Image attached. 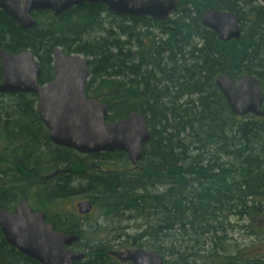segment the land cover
Here are the masks:
<instances>
[{
	"label": "trees",
	"instance_id": "1",
	"mask_svg": "<svg viewBox=\"0 0 264 264\" xmlns=\"http://www.w3.org/2000/svg\"><path fill=\"white\" fill-rule=\"evenodd\" d=\"M178 2L165 22L116 17L104 5L83 3L56 18L50 11L32 13L37 25L31 30L0 10V48L31 52L39 84L53 78L55 49L82 56L89 61L87 97L108 107L106 121L136 112L150 132L139 170L74 175L83 159L128 161L121 152L81 156L51 145L35 96L0 94V209L28 197L26 185L36 181L42 161L49 170L70 172L56 177L49 192H36L41 211L83 193L104 217L130 213L132 221H144L142 233L120 250L144 248L164 264H264L258 249L264 237L254 223L264 219V117L234 116L214 84L220 74L250 75L264 97V0ZM207 10L234 13L240 37L220 42L201 24ZM234 218L250 223L249 238H257L259 247L255 241L242 247L230 237ZM46 221L54 231L78 237L70 248L87 256L74 264H122L108 256L114 251L109 242L81 245L83 231L71 214L46 215ZM0 264L38 263L9 247L0 232Z\"/></svg>",
	"mask_w": 264,
	"mask_h": 264
},
{
	"label": "water",
	"instance_id": "2",
	"mask_svg": "<svg viewBox=\"0 0 264 264\" xmlns=\"http://www.w3.org/2000/svg\"><path fill=\"white\" fill-rule=\"evenodd\" d=\"M83 3L104 5L116 17H148L158 22L168 20L179 6L178 0H0V10L21 29L31 30L37 25L32 13L50 11L56 18ZM201 24L222 43L241 35L238 18L231 12L207 10ZM0 69V94L34 95L38 117L53 145L79 155L122 152L134 168L138 167L143 146L150 140L145 118L131 112L121 120L106 122L108 107L85 95L88 60L55 49L53 79L44 86L38 85L39 64L29 51L10 54L0 48ZM214 84L234 116L264 117V97L256 78L243 75L231 79L220 74ZM58 174L55 171L48 178ZM76 208L78 214L87 215L92 203L84 200ZM0 232L9 247L38 264H73L85 259L83 253L69 249L78 237L54 231L45 221V214L31 212L26 200L18 204L13 214L0 209ZM108 255L120 263L164 264L158 253L142 248L110 251Z\"/></svg>",
	"mask_w": 264,
	"mask_h": 264
},
{
	"label": "rangeland",
	"instance_id": "3",
	"mask_svg": "<svg viewBox=\"0 0 264 264\" xmlns=\"http://www.w3.org/2000/svg\"><path fill=\"white\" fill-rule=\"evenodd\" d=\"M82 57V56H81ZM83 58V57H82ZM1 148V147H0ZM1 150V149H0ZM52 152V147H51ZM125 157L120 159V162L125 161ZM115 162V161H113ZM83 165L79 167H74L72 169V172L74 171V175H78L77 173L85 172V173H91L92 170L97 169L98 171H107V170H130V165L128 164H122V163H112L110 160H98V159H92L82 160ZM49 172V170L44 167L41 172L40 176L43 178L44 175H46ZM76 177V176H75ZM78 178V177H76ZM75 178V179H76ZM57 181H53L52 184L48 186L42 185V179L38 180V182H31L29 185L26 186L25 192L29 195L27 197L28 202L31 206L36 207L37 205H40L41 199L38 197H35L36 192H49L52 188H54V184ZM64 190H67L65 188ZM80 191V190H76ZM75 191V192H76ZM71 192V191H70ZM40 196L42 197L41 193ZM43 199V197H42ZM82 200H87V196L83 193L79 194H71L70 196L65 197L64 199L60 201H54L51 203V206H48L49 211L46 212V215H49L51 217L58 216V215H69L71 214L79 226L83 230V239L81 240V245H92L93 243L99 244L101 242H109V244L114 247L112 250H118L120 248L121 243H125L127 241H131V237H134L135 235H139L142 233L144 226L143 220H136L132 221L129 217H132L133 214L126 213L123 215V217H113V216H107L104 217L100 211H98L95 207L93 208L91 214L87 216L82 217H76V211L75 206L78 202ZM16 203H12L10 206L16 205ZM46 207V206H45ZM256 224V232L261 233V239L264 237V233L260 232V228L264 226V219L258 218L254 221ZM231 224L233 227H235L236 230H230V237L233 238L238 244H240L242 247H245L252 243V241H255L252 245H257L259 243L257 238H249V233L252 234L250 228L248 227L250 223L247 220H240V219H232ZM238 226V227H237ZM243 227V228H242ZM263 246H264V240ZM258 248L259 251L264 252V247ZM126 247L128 244L125 245ZM165 246V245H164ZM260 245H257L256 247H259ZM138 248H128V249H122L123 250H134ZM144 249V248H142ZM146 250V249H145ZM78 251V250H77ZM85 256H87V253H84ZM169 259V258H168ZM167 259V260H168Z\"/></svg>",
	"mask_w": 264,
	"mask_h": 264
},
{
	"label": "flooded vegetation",
	"instance_id": "4",
	"mask_svg": "<svg viewBox=\"0 0 264 264\" xmlns=\"http://www.w3.org/2000/svg\"><path fill=\"white\" fill-rule=\"evenodd\" d=\"M53 79V78H52ZM89 79V78H88ZM88 81V80H87ZM50 82V81H49ZM1 83V82H0ZM48 82H46V83H44V84H39L38 83V85L39 86H44L45 84H47ZM87 83V82H86ZM85 86H86V84H85ZM85 90V89H84ZM85 95H86V98L87 99H93V98H91V97H87V94H86V91H85ZM36 98V97H35ZM96 100V99H95ZM36 102H37V100H36ZM99 102V101H98ZM35 111H36V103H35ZM36 113H37V111H36ZM37 117H38V114H37ZM38 119H39V117H38ZM39 121H40V119H39ZM107 122V121H106ZM108 123H110V122H108ZM40 124L42 125V123H41V121H40ZM42 127L44 128V130H46L45 129V127L42 125ZM149 131V130H148ZM46 132H47V130H46ZM47 134H48V132H47ZM48 141H49V138H48ZM49 143L51 144V145H53L50 141H49ZM49 144V145H50ZM43 146H44V144H43ZM47 147H48V149H49V153H51V150H50V147L47 145ZM44 149V147H42V150ZM76 153V152H75ZM122 153V152H121ZM77 154V153H76ZM124 154V153H123ZM79 155V154H78ZM81 156H91V155H81ZM126 156V155H125ZM126 159H127V156H126ZM51 160H52V158H50V160L48 161V163L49 162H51ZM127 161H128V159H127ZM140 162V161H139ZM139 162H138V167L137 168H134L130 163H129V161H128V164L130 165V171H136V170H139L140 169V167H139ZM45 167V163L43 164V162L41 161V166H40V170H42L43 168ZM47 169L49 170V167H47ZM56 171H59V174L58 175H56V176H54V177H52V178H48L50 175H52L55 171L54 170H52V169H50L49 170V172L46 174V175H44L43 176V178H41V176H40V174L36 177V181L35 182H38V180H41L42 179V185L43 186H48V185H50V184H52L53 183V181L55 180V178L56 177H58V176H60V175H64V174H67V173H69L70 172V169H67V170H63V169H58V170H56ZM40 173V172H39ZM27 185H29V184H27ZM26 185V186H27ZM28 195V194H27ZM29 196V195H28ZM22 200H26V202H27V206H28V208L31 210V212H42V213H44L45 214V221H46V213L45 212H43V211H41L40 209H38L39 207L38 206H36V207H34V206H31L30 204H29V202H28V199H27V197L26 198H23ZM22 200H20L18 203H16V205H14V206H9V208L8 209H4V210H7L9 213H11V214H13L14 213V211H15V208L18 206V204L22 201ZM88 200V199H87ZM82 201H84V200H82ZM81 202V201H80ZM92 203V202H91ZM77 205V204H76ZM93 208H94V206H93V204H92V209H91V211H90V213L89 214H91V212H92V210H93ZM75 211H76V214H75V216L76 217H82V216H87V215H89V214H87V215H80V214H78V212H77V208H76V206H75ZM81 231H83L82 229H81ZM115 251V250H114ZM109 253V252H108ZM109 256V255H108ZM109 257H111V256H109ZM113 258V257H112ZM113 259H115V258H113ZM116 260V259H115ZM117 261V260H116ZM122 264H129V263H122Z\"/></svg>",
	"mask_w": 264,
	"mask_h": 264
},
{
	"label": "bare ground",
	"instance_id": "5",
	"mask_svg": "<svg viewBox=\"0 0 264 264\" xmlns=\"http://www.w3.org/2000/svg\"><path fill=\"white\" fill-rule=\"evenodd\" d=\"M84 254V253H83ZM85 255V254H84ZM86 257V256H85ZM85 260V259H84Z\"/></svg>",
	"mask_w": 264,
	"mask_h": 264
}]
</instances>
